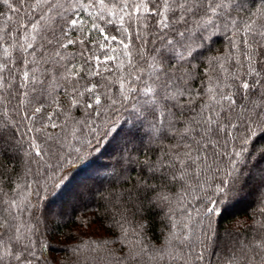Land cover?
Returning <instances> with one entry per match:
<instances>
[{
  "label": "snow or ice",
  "instance_id": "obj_1",
  "mask_svg": "<svg viewBox=\"0 0 264 264\" xmlns=\"http://www.w3.org/2000/svg\"><path fill=\"white\" fill-rule=\"evenodd\" d=\"M122 112L148 139L109 174L114 231L73 264H264V199L223 251L214 227L264 188V0H0V264H61L41 203Z\"/></svg>",
  "mask_w": 264,
  "mask_h": 264
},
{
  "label": "trees",
  "instance_id": "obj_2",
  "mask_svg": "<svg viewBox=\"0 0 264 264\" xmlns=\"http://www.w3.org/2000/svg\"><path fill=\"white\" fill-rule=\"evenodd\" d=\"M83 15L87 16L86 13ZM102 26L107 27V25ZM225 45L226 40L220 36L214 37L211 42V47L214 50L224 48ZM136 120L135 113L122 112L116 118V131L104 137L96 150H90L82 161L74 163L72 171L69 173L71 178L67 184L58 189L57 194L49 195L42 201L41 207L46 210L47 215V230L56 233V238L50 242L61 249L53 255L60 259L61 264H73L72 248L76 243L101 244L110 237L111 231H114L111 229L110 219L103 218L101 206L105 203V197H108L114 190H120V184L114 183L115 178L109 175L116 161L123 152L142 147L141 139L145 141L148 139L147 136H143L130 142L127 130ZM84 179L91 181V184L85 189V197L82 198L78 195L75 204L71 205L68 213L64 216H48V207L63 199L76 181ZM241 197L226 212H223L219 217L218 224L214 225L221 241V251H223L224 243L231 239L230 233L233 235L242 233L250 223V217L260 206V200L264 199V188L257 189V182L253 180L249 187L241 193ZM145 220L149 222L148 236L151 243L163 242L162 234L166 230L161 223L160 215L155 211H150L146 214ZM41 230H45L44 225L41 226ZM41 239L45 240L46 237L41 236Z\"/></svg>",
  "mask_w": 264,
  "mask_h": 264
},
{
  "label": "rangeland",
  "instance_id": "obj_3",
  "mask_svg": "<svg viewBox=\"0 0 264 264\" xmlns=\"http://www.w3.org/2000/svg\"><path fill=\"white\" fill-rule=\"evenodd\" d=\"M93 179V178H92ZM91 184V181L82 180L76 181L70 192L60 201L48 207V216H64L68 213L71 205L75 204V199L79 195L82 198L85 197V189Z\"/></svg>",
  "mask_w": 264,
  "mask_h": 264
}]
</instances>
